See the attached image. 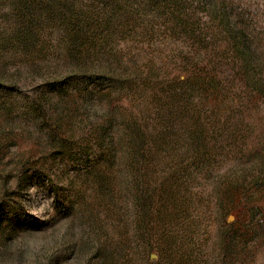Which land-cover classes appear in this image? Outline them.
<instances>
[{
  "label": "rangeland",
  "instance_id": "rangeland-1",
  "mask_svg": "<svg viewBox=\"0 0 264 264\" xmlns=\"http://www.w3.org/2000/svg\"><path fill=\"white\" fill-rule=\"evenodd\" d=\"M0 264H264V0H0Z\"/></svg>",
  "mask_w": 264,
  "mask_h": 264
}]
</instances>
